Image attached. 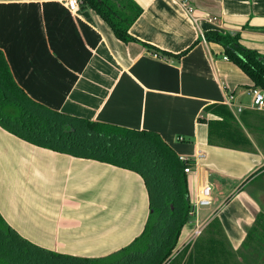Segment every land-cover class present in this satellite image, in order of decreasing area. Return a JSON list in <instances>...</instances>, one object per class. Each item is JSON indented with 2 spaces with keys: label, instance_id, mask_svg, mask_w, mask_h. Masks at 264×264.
Instances as JSON below:
<instances>
[{
  "label": "crops",
  "instance_id": "0c3cea01",
  "mask_svg": "<svg viewBox=\"0 0 264 264\" xmlns=\"http://www.w3.org/2000/svg\"><path fill=\"white\" fill-rule=\"evenodd\" d=\"M66 1L0 0V50L16 83L51 109L154 131L192 161L186 174L193 213L176 246L188 248L175 264H186L190 254L198 264H216L223 254L231 264H258L264 151L246 128L257 125L246 117L255 112L252 81L200 33H239L242 45L264 54V0H134L142 11L130 42L118 39L93 9L70 11ZM182 1L195 15L218 20L194 24ZM215 104L228 108L250 145L209 142L208 121L219 116L208 106ZM206 183L212 204L195 207ZM148 214L138 173L36 146L0 126V215L29 242L102 258L137 238ZM197 227L201 233L191 239Z\"/></svg>",
  "mask_w": 264,
  "mask_h": 264
},
{
  "label": "trees",
  "instance_id": "16d2710c",
  "mask_svg": "<svg viewBox=\"0 0 264 264\" xmlns=\"http://www.w3.org/2000/svg\"><path fill=\"white\" fill-rule=\"evenodd\" d=\"M79 7L93 9L121 41L136 40L129 29L142 9L134 0H81ZM204 38L220 44L226 59L251 79L252 87L264 91V54L242 45L239 33L214 29L205 32ZM209 109L219 116V119L208 121L210 143L251 144L226 106L215 104L208 106ZM254 113L264 115V111L255 110ZM259 115L255 118L264 119ZM0 126L36 146L138 173L146 186L149 206L141 234L129 245L102 258L46 250L20 236L0 215V264H175L183 258L188 246L176 254L174 251L192 210L184 171L192 161L180 159L158 133L89 121L43 105L29 97L16 83L1 50ZM191 255L186 264L201 263L195 259L191 261ZM230 258L223 254L216 264H229ZM208 261L210 259L202 260L210 264Z\"/></svg>",
  "mask_w": 264,
  "mask_h": 264
},
{
  "label": "built area",
  "instance_id": "2783aa9c",
  "mask_svg": "<svg viewBox=\"0 0 264 264\" xmlns=\"http://www.w3.org/2000/svg\"><path fill=\"white\" fill-rule=\"evenodd\" d=\"M81 0H67L66 4L67 7L70 11H76L79 9ZM181 6L184 9V11L186 12V14H188V16L190 17V19L192 20V22L196 25H198L200 23V21H206L208 23H215L218 18L216 16H205V17H200L195 15L194 12V7L192 5H190L187 1H182L181 2ZM201 38L203 40H205L204 35L202 33H200ZM224 58L226 59V57L224 56ZM250 94H251V102H252V108L258 111H264V91L258 87H252L250 90ZM198 156H201V154H197ZM180 159L182 160H188V158L186 157H180ZM190 160V159H189ZM185 173H189L190 172V166L186 167L184 169ZM212 204V186L209 183L204 184L199 191L197 200L195 202V207L197 206H209ZM193 213V209L191 210L190 214ZM201 233V227H197L192 236L191 239L197 238ZM188 240V242L190 243V240ZM191 244V243H190ZM186 246V245H185ZM185 246L183 247H178L177 249L175 248L174 254H176L178 251L182 250Z\"/></svg>",
  "mask_w": 264,
  "mask_h": 264
},
{
  "label": "rangeland",
  "instance_id": "374dc122",
  "mask_svg": "<svg viewBox=\"0 0 264 264\" xmlns=\"http://www.w3.org/2000/svg\"><path fill=\"white\" fill-rule=\"evenodd\" d=\"M259 114L258 113H253V114H248V116H246L248 119L250 118L251 120H253V118L256 120V127H255V129L253 130V128H251L250 126H246V128L248 129V131H249V133H250V135H251V137H252V139L255 141V142H257V144H258V146L260 147V149H262L263 151H264V119H262V120H259L258 118H255L256 116H258ZM259 116H264V115H262L261 113H260V115ZM243 123V122H242ZM243 125H244V123H243ZM244 127H245V125H244ZM214 175V177H216V174H213ZM215 181H216V183H218V184H220L221 183V181H219V180H217V178H215ZM263 249V251H264V248H262ZM259 253H261V252H259ZM264 254V253H263ZM255 255H257L258 256V254H255ZM260 255V254H259ZM263 258H264V255H261ZM257 258V257H256ZM231 259V258H230ZM257 260V263L258 264H264V259H256ZM255 261V260H254ZM255 263V262H254ZM229 264H231L230 263V260H229ZM233 264V263H232Z\"/></svg>",
  "mask_w": 264,
  "mask_h": 264
}]
</instances>
